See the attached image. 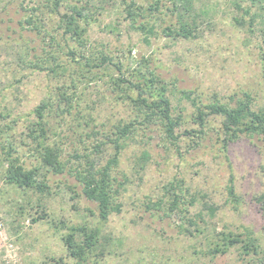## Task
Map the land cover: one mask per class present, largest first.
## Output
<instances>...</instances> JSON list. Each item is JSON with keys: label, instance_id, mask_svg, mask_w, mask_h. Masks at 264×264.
<instances>
[{"label": "rangeland", "instance_id": "374dc122", "mask_svg": "<svg viewBox=\"0 0 264 264\" xmlns=\"http://www.w3.org/2000/svg\"><path fill=\"white\" fill-rule=\"evenodd\" d=\"M5 1L0 0V8ZM23 1L31 5L35 0H10L6 13L0 11V128L9 126V134L19 144L27 127L36 121L33 109L49 92L54 94L62 86V79L69 85V95H73V108L59 117L46 116L54 132V127L59 126L60 136H52L51 141L60 146V159L66 163L62 175L48 180L49 196L6 183L0 167V264H45L59 258L74 264L62 237L83 224L99 228L105 238L100 239L101 264H264V215L255 200L264 195V139L241 136L224 152L221 139L217 141L219 118H210L199 138L184 135L183 130L195 127L190 120L194 110L179 92L169 95L173 113L183 116L175 129L177 140L168 141L158 124L152 123L126 142L119 164L112 171L118 182L127 177L118 196L121 212L112 213L105 223L98 221L95 204L81 195L79 187L70 189L75 184L73 173L85 167L84 154L92 157L97 168L111 158L114 149L107 137L113 138L115 126L134 117L133 108L128 102L114 99L116 91L104 74L112 67L94 69V79L89 81L88 76L85 81L76 80L77 88L73 89L69 82L77 68L64 57L62 63L69 67L64 78L60 71L54 76L22 65L19 59L23 39L33 40L29 44L36 47L37 54L42 48L31 33L18 36L16 21L23 15L19 7ZM91 1L96 5V22L86 34V55L92 53L95 58L106 54L124 68L156 50L153 56L162 65L161 75L176 77L177 86L194 90L193 96L200 103H210L214 96L221 102H231V97L235 100L242 92H248L254 109L264 106V27L258 18L250 27L249 18L243 14L249 0H192L198 13L197 37L187 41L151 37L150 47L143 43L140 32L129 28L119 0ZM42 20L45 27L56 29V16L44 14ZM89 116L94 122L86 125L84 121ZM75 117H80V127L73 122ZM66 132L72 133L69 138L64 137ZM101 141L104 145L94 151ZM143 151L148 160L139 169L142 163L138 158ZM21 152L26 165L34 162L27 148ZM230 176L240 198L238 205L232 204L227 195ZM175 178L183 180L182 196L186 195L185 189L190 194L204 193L205 202L218 208L210 217L202 202L186 206L187 216L200 211L203 214L197 227L184 222V228L193 232L192 237L179 233L178 215H164L169 201L166 190ZM161 200L159 207L163 210L148 209ZM41 211L47 217L32 223L31 219ZM220 231H250L257 253L244 257L238 248H231L225 255L212 257L207 249Z\"/></svg>", "mask_w": 264, "mask_h": 264}, {"label": "trees", "instance_id": "16d2710c", "mask_svg": "<svg viewBox=\"0 0 264 264\" xmlns=\"http://www.w3.org/2000/svg\"><path fill=\"white\" fill-rule=\"evenodd\" d=\"M36 1V2H35ZM29 5L26 2L19 3L23 13L16 24L18 25V36L23 38V32H29L34 35L41 45V54L36 53V47L30 46L31 39H23V54L19 59L20 63L30 68L32 71L48 72L54 76L60 71L61 77L68 72L67 64L62 63V57L76 65L74 69L75 77L70 80V87L77 88L76 80L89 81L97 75L94 69L107 66L113 70L105 72L113 90L116 91L114 99L128 102L133 108L134 117L127 123H120L115 126L112 132L113 138L107 137V142L113 145L114 153L103 166L96 167L95 162L90 155L84 154L85 167L82 170L75 169L73 173L75 184L70 188L79 187L81 195L89 202L95 204L98 221L105 223L112 213L121 212V203L118 202L120 190H123L127 177L123 176L122 181L112 175L113 169L119 164V157L122 149L126 147V142L131 141L132 137L152 123L158 124L164 137L168 141L177 140L179 134H175V129L182 122L183 116L174 114L169 95L173 92H179L191 103L193 113L190 115L191 124L195 127L189 130H183L184 135H192L199 138L203 136L205 125L210 118H219L221 122L218 126L217 141L221 139L223 151L226 152L227 146L245 136L247 138L260 137L264 139V106L254 109L252 106L253 97L248 92H242L238 98L231 97V102H221L216 96L207 104L200 103L194 97V90H186L178 87L176 77L164 78L160 69L162 65L155 59L152 50L147 56H142L141 60H133L129 65L122 68L120 63H115L112 57L106 54H99L98 57H92L85 54L86 34L88 28L93 22H96L94 16L96 5L91 0H35ZM110 0H97V3H104ZM123 6L126 20L129 21V28L141 33V39L148 47L151 45V37H163L172 41L189 40L197 37L198 13L193 9L192 0H119ZM180 1V3H178ZM250 5L243 10V14L249 18V25L258 18L259 23L264 27V0H249ZM6 0L1 6L0 11L6 13V7L10 4ZM237 9H241L237 6ZM242 10V9H241ZM57 17L56 29H49L42 24V16ZM241 18V17H240ZM11 20V19H9ZM241 20V19H240ZM0 21H3V19ZM238 22L237 18H234ZM239 23V22H238ZM160 29V32H158ZM14 32V30H13ZM264 35V32H263ZM30 52H33L31 55ZM40 55V56H39ZM30 56V58H29ZM65 80V79H64ZM67 83L52 94L49 92L38 106L33 109L36 121L26 129L24 140L17 144L12 139L10 127L5 125L0 128V167H3V180L17 188L23 190H32L43 197L50 195L48 180L52 176L62 175L66 168V163L61 157L62 149L56 143L51 141L52 136H60L61 131H57L59 126L54 127L55 132L49 125V114H55L57 117L64 113H69L73 108L72 96L69 95ZM69 86V85H68ZM72 94H75L72 92ZM90 117V118H89ZM84 123L87 125L94 122L89 116ZM80 118V117H79ZM79 118L73 119L76 125L80 127ZM84 119V117H81ZM60 123V120L59 122ZM71 128V125L69 126ZM3 134L5 137H3ZM72 133H64V137H70ZM101 141L95 145L94 151H99L104 145ZM193 145H197L194 142ZM30 151L34 162L26 165L22 160L21 149ZM227 157V155H225ZM81 156H76L79 159ZM139 169L148 160V154L143 151L140 155ZM138 163V161H137ZM227 189V195L232 204L238 205L239 196L236 194L233 186V178L230 176ZM183 180L174 179L169 183L166 194L169 201L164 215L170 213L178 215L180 218L176 228L179 233H184L190 237L193 232L189 228H184L185 223L192 227H197V220H203L202 212L196 215L189 214L186 206H193L197 202H202V208L210 217H214L217 207L205 202L207 194L188 193L185 189V196H182ZM75 192V191H74ZM182 197L184 201L182 202ZM260 206V211L264 215V195L255 198ZM182 203V204H181ZM163 204L162 200L156 204L152 203V208H159ZM183 205V207H182ZM40 208L43 206L39 205ZM167 211V212H166ZM45 211L32 218V223L43 220L47 217ZM62 224V223H61ZM87 224L71 228L67 234L62 237L63 245L67 255L74 260V264H101L102 250L100 239V229L89 228ZM216 241H212L208 246L207 254L216 257L227 254L231 248H238L244 257L252 252L257 253L256 240L250 231L236 233L232 231H220L217 233ZM45 264H67L62 258Z\"/></svg>", "mask_w": 264, "mask_h": 264}]
</instances>
